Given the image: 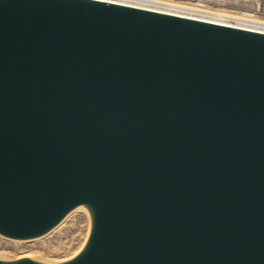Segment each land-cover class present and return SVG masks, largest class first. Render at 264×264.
<instances>
[{"label":"water","instance_id":"water-1","mask_svg":"<svg viewBox=\"0 0 264 264\" xmlns=\"http://www.w3.org/2000/svg\"><path fill=\"white\" fill-rule=\"evenodd\" d=\"M79 203L98 228L77 264H264V34L0 3V232Z\"/></svg>","mask_w":264,"mask_h":264},{"label":"rangeland","instance_id":"rangeland-1","mask_svg":"<svg viewBox=\"0 0 264 264\" xmlns=\"http://www.w3.org/2000/svg\"><path fill=\"white\" fill-rule=\"evenodd\" d=\"M264 32V0H117ZM48 234L17 240L0 232V259H30L58 264L76 255L95 231L82 208Z\"/></svg>","mask_w":264,"mask_h":264},{"label":"bare ground","instance_id":"bare-ground-1","mask_svg":"<svg viewBox=\"0 0 264 264\" xmlns=\"http://www.w3.org/2000/svg\"><path fill=\"white\" fill-rule=\"evenodd\" d=\"M4 1L5 0H0V3L4 2ZM93 1L116 4V5L125 6V7H129V8H134L137 10H143V11L163 14V15H167V16H174L177 18L185 19V20H192V21H196V22L214 24V25H218V26L233 28V29L252 32V33H256V34H264V32L258 31V30H252V29L237 27L234 25H228V24L214 22V21L201 19V18H197V17H192V16H188V15L168 12V11L159 10V9L148 8V7H144V6H140V5H136V4H131V3H126V2H122V1H117V0H93ZM77 208H82L84 210L87 218L90 221L91 228H92L91 230L97 229L98 228V212H97L96 206L92 203H79V204H76V205L72 206L71 208H69L55 224H53L51 227H49L48 229H46L45 231H43L41 233H38V234L32 235V236H13V235H8V234H6V235L13 237L17 240H21V241L33 240V239L39 238L41 236L48 234L51 230H53L58 225L63 223L70 216V214L73 211H75V209L78 210ZM96 233H97V230L95 231L94 239L93 238L91 239L92 235L89 236V239L87 240L83 249H81L79 252H77L74 257H72L68 260L58 262V264H77V263H81V262L87 260L90 256L91 251H92L93 244H94L95 237H96ZM17 260L18 261H10L7 259L6 260L0 259V262L2 264H25V263L54 264V263H47L45 261H40V260H36V259H30L27 256L19 258Z\"/></svg>","mask_w":264,"mask_h":264}]
</instances>
